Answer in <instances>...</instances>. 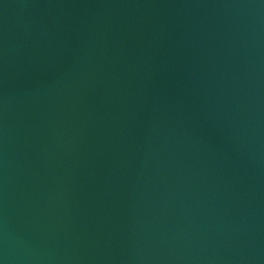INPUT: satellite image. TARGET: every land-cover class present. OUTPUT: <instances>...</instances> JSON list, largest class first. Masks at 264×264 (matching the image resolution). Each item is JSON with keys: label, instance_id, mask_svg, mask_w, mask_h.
<instances>
[{"label": "water", "instance_id": "95a60500", "mask_svg": "<svg viewBox=\"0 0 264 264\" xmlns=\"http://www.w3.org/2000/svg\"><path fill=\"white\" fill-rule=\"evenodd\" d=\"M0 264H264V0H0Z\"/></svg>", "mask_w": 264, "mask_h": 264}]
</instances>
